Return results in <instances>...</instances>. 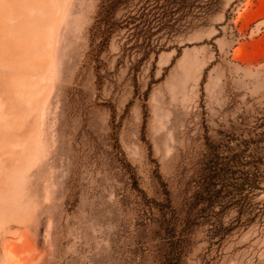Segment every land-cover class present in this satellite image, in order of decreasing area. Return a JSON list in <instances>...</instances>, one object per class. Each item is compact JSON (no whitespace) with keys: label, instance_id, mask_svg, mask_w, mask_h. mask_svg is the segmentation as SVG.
I'll list each match as a JSON object with an SVG mask.
<instances>
[{"label":"rangeland","instance_id":"rangeland-1","mask_svg":"<svg viewBox=\"0 0 264 264\" xmlns=\"http://www.w3.org/2000/svg\"><path fill=\"white\" fill-rule=\"evenodd\" d=\"M261 139L264 0H0V264H264Z\"/></svg>","mask_w":264,"mask_h":264},{"label":"trees","instance_id":"trees-1","mask_svg":"<svg viewBox=\"0 0 264 264\" xmlns=\"http://www.w3.org/2000/svg\"><path fill=\"white\" fill-rule=\"evenodd\" d=\"M260 142L264 144V139H261ZM244 169L246 167V164L243 165ZM256 172L254 174V179L250 178L248 175V171L243 170L242 176L238 180L239 183L236 184L237 188V195H239L240 200L246 201L250 200L254 197V193L256 190H261L262 187H260L261 180H262V172H260L259 167L255 168ZM223 192V188H222ZM203 196L202 193L198 194V196H194L187 204L186 207V218L184 221L185 225H191L194 224L197 221V213L198 210V204H200L201 201H198L199 197ZM204 198V197H203ZM228 198L227 195L222 194V219H219V231L217 233V236H219V242L223 241L228 235L231 234L232 231L239 229L241 227H247L250 225L253 221L256 220V218L260 215V210L257 209L255 211H238V215L236 218H234L231 222L226 223L224 221V202L225 199ZM204 202H211L210 199H204ZM166 203L167 207H170V198L166 197ZM238 203V202H237ZM176 224V223H175ZM182 242V241H180ZM179 243L174 244V252H175V258L170 257L168 259V264H183L181 260V251L179 249ZM179 250V251H178Z\"/></svg>","mask_w":264,"mask_h":264}]
</instances>
